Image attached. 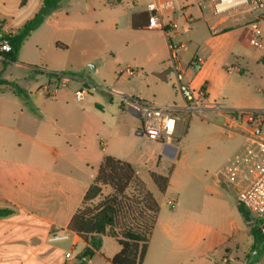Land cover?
Returning a JSON list of instances; mask_svg holds the SVG:
<instances>
[{
  "label": "crops",
  "instance_id": "obj_1",
  "mask_svg": "<svg viewBox=\"0 0 264 264\" xmlns=\"http://www.w3.org/2000/svg\"><path fill=\"white\" fill-rule=\"evenodd\" d=\"M43 1L0 0V35L17 34ZM208 1L63 0L24 42L17 62L0 56V73L12 68L24 75L0 77L26 92L21 96L11 87L0 89V211H9L0 216V264H112L122 249L114 238L102 236L101 249L86 255L90 244L68 230L107 156L130 163L161 207L143 264H247L248 254L264 249L251 234L255 217L237 197V213L218 227L191 221L185 213L169 176L180 160L182 139L168 146L156 142L150 159L156 169L147 170L144 178L146 164L136 158V141L121 138L124 121L138 119L122 112V96L184 109L171 43L182 46L178 66L183 81L204 91L209 103L264 111V73L257 80L247 76L253 65L263 66L264 48L252 47L247 33L254 15L237 11L216 18ZM152 2L159 3L165 23L176 28H149ZM260 22L264 25V17ZM194 57L203 62L199 69L191 67ZM231 65L239 71L228 72ZM58 74L68 77L67 87L47 97L42 86ZM87 85H102L114 94L94 89L77 102L75 92ZM212 120L225 137L238 140L228 159L242 135L224 130L220 115ZM164 168L167 174L158 172ZM151 172L169 177L165 193ZM226 207L220 210L231 209Z\"/></svg>",
  "mask_w": 264,
  "mask_h": 264
},
{
  "label": "built area",
  "instance_id": "obj_2",
  "mask_svg": "<svg viewBox=\"0 0 264 264\" xmlns=\"http://www.w3.org/2000/svg\"><path fill=\"white\" fill-rule=\"evenodd\" d=\"M208 7L216 18L223 17L237 11H246L254 15L255 20L247 28L249 44L257 49L264 48V28L260 19L264 17V0H209ZM149 28L165 30L166 27L176 28L175 23H165L158 2L148 4ZM171 61L177 73V90L185 101L184 109L167 107L140 101L122 96V112L136 115L142 125V134L150 140L162 145H171L175 138L178 121L181 114L196 115L200 119L210 121L215 116L223 117L222 128L228 132H237L242 135L239 148L215 172V180L229 186L236 193L238 203L251 213L255 219L262 222L264 227V112L261 110H228L221 103H209L202 90L194 89L183 77L178 66V50L181 45L170 44ZM11 51L7 40L0 38V53ZM203 66L201 58L194 57L191 61L193 69ZM228 72H238L237 65L227 67ZM127 73L133 76L132 69ZM67 78L55 75L42 86L47 97L55 96L60 90L67 87ZM103 92L114 94L107 87H98ZM88 92L85 86L75 92L77 102H82ZM55 238H57L55 236Z\"/></svg>",
  "mask_w": 264,
  "mask_h": 264
},
{
  "label": "trees",
  "instance_id": "obj_3",
  "mask_svg": "<svg viewBox=\"0 0 264 264\" xmlns=\"http://www.w3.org/2000/svg\"><path fill=\"white\" fill-rule=\"evenodd\" d=\"M62 2L44 0L40 11L17 34H6L3 40L10 43L11 51L0 53V56L11 63L17 62L24 42ZM261 63L264 66V56ZM3 87H11L18 95L26 96L24 89L17 83L0 77V89ZM151 178L159 191L165 193L169 187V177L151 172ZM107 189H110V193L105 195ZM160 210L159 203L139 178L135 168L128 162L107 156L82 206L72 217L68 230L90 244L92 248L86 251V255H92L93 250H100L102 236L109 235L122 248L113 258L112 264H143ZM7 214L9 211H0V216ZM262 224L256 220L251 229L255 244L264 237ZM257 256L255 251L248 254L247 264H258Z\"/></svg>",
  "mask_w": 264,
  "mask_h": 264
},
{
  "label": "rangeland",
  "instance_id": "obj_4",
  "mask_svg": "<svg viewBox=\"0 0 264 264\" xmlns=\"http://www.w3.org/2000/svg\"><path fill=\"white\" fill-rule=\"evenodd\" d=\"M246 14L247 12L243 10L239 12V15L242 16H246ZM261 26L264 28V25ZM3 69L4 65L0 62V72ZM262 73H264L263 66L253 65L247 76L250 77L253 74L254 79L257 80L260 79ZM10 74L14 77H24L23 73L12 68L5 69L3 74L0 73L3 76ZM98 87L103 86H85L89 92H94V89L103 92ZM132 117L134 118V116ZM138 120L140 121L139 118H134V120H128V122L124 121L120 133L122 134L121 138L136 141V158L146 164V167H144L146 171L142 175L146 178L148 177L147 170L156 169L150 159L157 144L142 134V125L139 124ZM212 122L214 121H205L194 117L187 118L181 115L175 132L176 140H174V144L182 139V151L179 162L176 163L173 172L169 176L172 180V192L173 194L182 195L181 199L183 198L187 207L185 213L190 216L191 221L199 220L200 224L207 227H218L237 213L238 204L234 191L229 186L216 183L214 174L234 151L238 140L225 137L222 131L211 126ZM137 126L139 127L137 128ZM262 135L264 136V125ZM164 166H168V162L164 161ZM158 172L167 174L168 170L164 168L159 169ZM157 195H160L158 191ZM220 206H227L226 208L230 207L231 209L222 211ZM246 218L248 221L252 220L247 214ZM257 245L260 249L264 248V237ZM257 257L260 258L259 264H264V249H261Z\"/></svg>",
  "mask_w": 264,
  "mask_h": 264
},
{
  "label": "water",
  "instance_id": "obj_5",
  "mask_svg": "<svg viewBox=\"0 0 264 264\" xmlns=\"http://www.w3.org/2000/svg\"><path fill=\"white\" fill-rule=\"evenodd\" d=\"M6 36V33H2L0 37L3 39ZM89 259V257H87Z\"/></svg>",
  "mask_w": 264,
  "mask_h": 264
}]
</instances>
